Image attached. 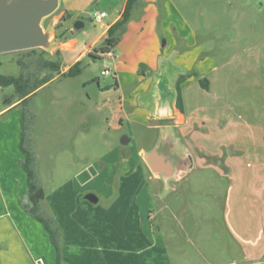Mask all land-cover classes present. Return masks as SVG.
I'll use <instances>...</instances> for the list:
<instances>
[{"label":"rangeland","instance_id":"rangeland-1","mask_svg":"<svg viewBox=\"0 0 264 264\" xmlns=\"http://www.w3.org/2000/svg\"><path fill=\"white\" fill-rule=\"evenodd\" d=\"M71 1L60 0L42 25L55 28L51 50L66 40H75V48L58 56L46 51L45 57L58 59L62 71L81 55L82 72L72 78L55 74L29 104L46 203L53 195L55 201L50 197L49 204L63 211L69 204L87 202L86 218L91 211L88 219L123 221L121 234L129 235L134 220L148 217L150 190V217L169 242L173 236L183 245V234L192 241L200 234L198 244L213 259L221 258L228 245L231 254H239L225 221L230 219L251 238L264 224V0H143L133 9L120 41L111 53L96 54L100 58L92 57L102 42L96 41L126 0ZM63 11L69 15L66 20ZM101 11L107 17L98 21ZM77 13L83 23L78 29ZM63 21L66 30L60 32ZM20 54H0V75H19ZM10 92L11 86L0 88V101ZM168 94L186 120H197L198 133L209 135L200 141L221 152L216 160L240 157L232 172L236 186L245 192L229 202V180L219 176L228 173L224 163L219 162L220 172L215 170L210 153L157 118L156 106ZM168 134L181 140V152L192 161L184 162L191 163L188 167H179L178 161L176 169L184 167L186 174L164 182L140 161V151L157 147L172 155L163 145ZM123 137L130 140L125 146ZM120 154L130 158L125 175L119 173L127 168L118 162ZM84 170L89 175H82ZM90 190L99 192L97 204L80 200ZM192 251L187 245L185 254ZM191 261L196 264L198 259Z\"/></svg>","mask_w":264,"mask_h":264},{"label":"crops","instance_id":"crops-1","mask_svg":"<svg viewBox=\"0 0 264 264\" xmlns=\"http://www.w3.org/2000/svg\"><path fill=\"white\" fill-rule=\"evenodd\" d=\"M122 11L106 26L96 43L102 41L107 29L120 18ZM63 13L65 14L64 20H66L69 15L64 11ZM74 18L77 21H81L82 16L77 13ZM61 28L60 32L65 29L64 21ZM56 34L58 35V32ZM75 44V40H66L59 43L57 48L49 50L48 53L51 54L52 51L57 50L70 52L75 48ZM80 58L81 55L74 62ZM67 69L68 66L63 68L61 73ZM55 79L56 76L51 81ZM48 84L49 82L46 85ZM170 106L171 116L160 120L167 122L166 127L170 126L180 129L179 134L182 137L189 136L194 140L195 145L201 148V151H205L206 154L210 153L212 156L210 162L215 163L213 165L215 170L220 172L219 168H224L228 171V173H219V176H227L229 180L227 188L228 201L230 202L236 193L245 192L244 189L240 190V186H236L235 173L232 172L240 157H227L225 162L216 160L220 158L221 152L216 153L217 150L209 149L207 145H202L201 138L203 136L209 137V135L198 133L197 120L195 122L186 120L185 115L180 112L175 103H172ZM20 117L21 109L17 102L5 107L0 101V118H2L0 120V264H55L56 252L50 243L48 234L39 222L30 217L21 208L18 202V197L23 195L27 188V176L17 166V162L23 158V154L19 149ZM180 141V139L175 136L172 137L170 134L163 140V145L167 146L170 151H173V154H171L176 156L177 162L179 159L182 160L190 155L185 154V150L181 152L183 146L181 147ZM221 146H224L226 149L231 147V145ZM147 152L149 151H140V161H143V163L145 155L142 157V154H146ZM184 154L185 156L182 157ZM189 157L192 160L191 155ZM117 160L118 162H125L127 165L126 170L119 171V173L121 172L125 175L130 172L129 155L120 154ZM198 160L205 161L204 158ZM219 162L220 164L224 163L223 168L220 167ZM98 173L101 174L100 172ZM119 173L117 172V175ZM81 174L89 175L86 170L82 171ZM151 174L157 178H162L166 182L169 179L180 178L186 172L183 169H176L175 167L170 178H164L161 173L153 174L151 172ZM117 175L115 172V179ZM86 181L87 179L82 184ZM87 188L86 186L85 189ZM87 193L96 195L98 198L97 203L100 201L101 196L99 192L90 190L86 191L85 195ZM70 194L73 195L72 192ZM152 194V191L147 190L148 205L145 208V212L148 210V217L134 220L130 225L129 235L121 234V224L124 223L123 221H102L98 217L88 219V214L91 211L87 213L86 218L83 210L87 211V208L84 207L90 206L87 202L83 206H80V203L76 205L69 204L66 210L61 211L60 208L55 207V204H53L55 201L53 195L49 196L47 200L48 204L44 199L45 201H42L43 207L49 212L51 209L55 216L56 214L59 216L54 217L62 230V264H193L191 261L193 258L198 259L196 264H264V224H262L263 229L251 238L247 233H241L239 228L235 229L230 219L225 221L227 233L233 239V242L238 245L240 253L231 254V247L228 245L226 246L228 248L227 252L221 258L213 259L212 256H209L202 250L200 247L202 243L198 244V242L200 243L203 240L200 234H198V241L197 238L194 241L189 240L191 237L183 234L185 244L181 245V243L177 242V239L173 240V236L171 242H169L166 236L162 235L160 229L154 227L153 219L150 217L152 213V209H150ZM50 197L53 201L51 204H49ZM84 197H80V200L84 199L86 201ZM76 198L78 200V196ZM142 212L143 210L140 211L139 215ZM135 214L138 213L135 212ZM187 245L193 248V251L190 252L191 256L185 254Z\"/></svg>","mask_w":264,"mask_h":264},{"label":"trees","instance_id":"trees-1","mask_svg":"<svg viewBox=\"0 0 264 264\" xmlns=\"http://www.w3.org/2000/svg\"><path fill=\"white\" fill-rule=\"evenodd\" d=\"M143 0H126L120 18L106 31L102 42L95 48L93 58H100L96 54L106 55L120 41L121 34L125 31L133 9ZM59 50L55 54L59 55ZM17 64L20 73L17 77L0 75V88L12 87V92L4 95L2 104L8 107L18 103L21 109L20 117V141L19 149L23 158L17 162V166L27 176V188L23 195L18 197L21 208L34 220L40 223L49 236L50 243L56 252V263L62 264V230L55 217L46 210L42 201L45 199V190L39 175V162L34 144V114L30 110V98L39 93L40 88L50 82L55 74L63 77H76L82 72L81 61H76L61 73V65L58 59L49 60L45 57L46 51L32 49L20 51ZM30 58V60H27ZM197 77V76H196ZM200 84L207 88L204 80Z\"/></svg>","mask_w":264,"mask_h":264},{"label":"water","instance_id":"water-1","mask_svg":"<svg viewBox=\"0 0 264 264\" xmlns=\"http://www.w3.org/2000/svg\"><path fill=\"white\" fill-rule=\"evenodd\" d=\"M60 6V0H0V54L20 52L32 49L51 50L54 43L53 30L44 28L43 21L53 15ZM75 28L83 27L77 21ZM173 95L168 94L162 103L156 106L157 118L171 116L170 108ZM127 137L121 139L122 145L129 143ZM145 163L153 174H162L170 178L175 170L172 155L162 153L155 147L144 156ZM85 199L97 203L94 194H86Z\"/></svg>","mask_w":264,"mask_h":264},{"label":"flooded vegetation","instance_id":"flooded-vegetation-1","mask_svg":"<svg viewBox=\"0 0 264 264\" xmlns=\"http://www.w3.org/2000/svg\"><path fill=\"white\" fill-rule=\"evenodd\" d=\"M47 27H48V26H47ZM47 27H46V28H47ZM52 30L55 31V28H54L53 26H52ZM167 152H168V151H167ZM167 154H168V153H167ZM183 156H185V154H184ZM189 156H190V155H189ZM189 156H187L186 158H183L182 160H179V162H181L179 167H182V166L186 163L185 161H186L187 159H188V162H189V161H190V162L192 161V160L190 159ZM172 158L174 159V166L177 167L178 164H179V162H177V160H176V156H175V155H172ZM184 162H185V163H184ZM188 162H187V163H188ZM186 165H187V166H186ZM186 165H184V167L191 166V163H190V164H186ZM184 167H183V170H185Z\"/></svg>","mask_w":264,"mask_h":264},{"label":"built area","instance_id":"built-area-1","mask_svg":"<svg viewBox=\"0 0 264 264\" xmlns=\"http://www.w3.org/2000/svg\"><path fill=\"white\" fill-rule=\"evenodd\" d=\"M106 16V13L104 11L100 12L97 14V20L100 21L101 19H103ZM105 74H109V71H105ZM114 78H117L116 74L113 75Z\"/></svg>","mask_w":264,"mask_h":264}]
</instances>
